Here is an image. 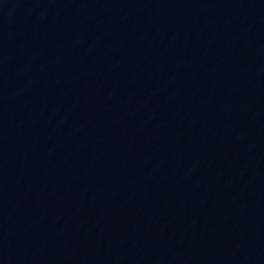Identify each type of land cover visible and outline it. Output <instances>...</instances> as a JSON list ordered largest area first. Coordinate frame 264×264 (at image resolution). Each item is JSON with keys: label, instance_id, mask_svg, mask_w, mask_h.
<instances>
[{"label": "water", "instance_id": "1", "mask_svg": "<svg viewBox=\"0 0 264 264\" xmlns=\"http://www.w3.org/2000/svg\"><path fill=\"white\" fill-rule=\"evenodd\" d=\"M0 264H264V0H0Z\"/></svg>", "mask_w": 264, "mask_h": 264}]
</instances>
